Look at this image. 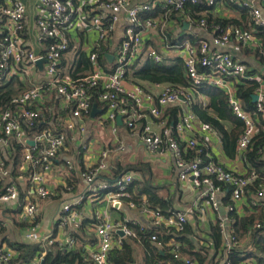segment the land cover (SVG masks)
<instances>
[{
  "label": "built area",
  "instance_id": "1",
  "mask_svg": "<svg viewBox=\"0 0 264 264\" xmlns=\"http://www.w3.org/2000/svg\"><path fill=\"white\" fill-rule=\"evenodd\" d=\"M40 4L49 9L46 17L36 21V40L42 46V52L35 53L30 49L24 38L25 8L20 0H0V25L2 37L0 39V78L7 80L17 77L20 80L30 82L21 93L12 97L10 107L0 112V144L9 147L12 140L22 145L23 161L21 170H28L29 182L33 192L39 199L50 196L46 189L45 174L50 171L53 161L60 152L67 150V135L63 131L79 130L84 132L83 117H88L92 109V97L99 90L98 101L105 107V119L111 124L112 133H116L117 118L121 119L123 126L131 133L139 134L146 148L151 152L167 148L171 151L175 166L179 172L181 181H190L196 189H204L201 199H205L211 211L220 213L222 205L218 196L225 193L224 186L229 187V203L224 208V216L217 218L221 243L218 253V264H232L231 254L236 250H242L244 242L239 240L236 233V217H242L247 213L264 212V184L254 192L248 189L258 179L254 170L239 173L222 166L216 162H204L201 157H190L189 151L198 147L195 138L187 137L189 133L201 131L207 135L217 136L212 127L202 123L191 112L187 111L177 122L171 123L164 118L163 111L174 105H185L188 110L190 93L181 87L163 85L159 93L131 84L126 81L124 75L126 68L142 55L151 59L154 63H160L168 58L153 47L146 46L144 36L149 33H160V24L152 19H143L142 15L152 10L153 6L161 5L166 11H180L186 3L196 4L201 0H153L151 4L133 5L131 0H38ZM209 7H214L222 0H203ZM228 3L234 0H223ZM255 0H247L243 7L250 13V20L259 27H264V19L261 11L254 7ZM125 14V21L119 39L115 37V31L120 25L119 14ZM200 25L205 22L201 20ZM76 29L84 31L92 29L96 32L97 42L94 49L87 55L92 65L90 73L84 76H71L63 73L60 63L63 56L69 50L68 31ZM118 39V40H117ZM117 40V41H116ZM231 40L237 43L247 44L254 40L251 31L237 26L213 27L210 41H200L196 45L185 43L170 48L173 57L181 58L186 76L191 89L200 85H209L224 90L226 101L232 114L242 122L243 130L237 142V155L253 149V142L258 132V119L264 117V90H258L256 94L255 110H245L241 101L227 82V78L235 81L245 77L246 69L243 65L234 61L226 53L212 52L210 46L225 48ZM116 41L115 45L112 42ZM115 43V42H114ZM104 46V49L103 47ZM168 51V49L166 50ZM100 54L104 66L98 62ZM264 55V49L262 50ZM107 55L112 56L110 63ZM43 61L46 82L34 85L31 79L37 75V62ZM203 70L202 72L200 71ZM246 79H251L246 77ZM23 81V82H24ZM154 86H159L155 84ZM56 106H51L50 101ZM59 111V112H58ZM50 112L55 121V126L62 130L54 132L47 128L33 137L26 135L25 127L31 128ZM60 112L70 113L71 119H67L63 127L59 117ZM57 113V114H56ZM156 126V129H155ZM33 141V145L27 141ZM261 149L264 150V140L261 141ZM85 148V146H84ZM122 150V145L117 147ZM260 150V149H259ZM201 149L195 154H199ZM107 152L100 154L95 166L83 170L81 178L90 185L102 171L108 168ZM207 160L210 157L205 156ZM70 166V163H68ZM11 169L0 162V179L3 181L4 192L0 195V203L6 204L16 201L19 196L15 179L10 175ZM134 177L126 173L115 182V191L110 193L108 201L115 210H121L123 205L132 209L139 206L151 216L154 227L165 226L168 231L182 232L187 222V217L192 213L175 212L168 210L166 215L158 210L147 208L145 199H141L139 205L134 204L130 192L127 190ZM107 185H102L99 190H105ZM128 199V201H123ZM74 205H64L62 213L67 214L75 223ZM36 205L28 203L20 212V219L26 221L32 219L36 212ZM200 213L204 210L199 207ZM125 217H121L116 223L97 221L90 227L97 237L96 250L91 254L90 264H109L108 252L114 246H120L124 239H137L136 234L126 225ZM79 228V227H78ZM255 230L263 232V224L258 220L253 224ZM144 229V227H141ZM123 233L119 236L118 233ZM26 240L40 245H52L53 241L40 237L35 231L25 235ZM157 240L155 236L151 241ZM168 244V243H167ZM165 244L157 242L164 248H171L174 259H181L185 264H195L194 261L180 256L177 244ZM67 247L74 245L73 237L69 236L63 244ZM206 245V244H205ZM14 249L0 252V261H9ZM43 253L29 264H41ZM217 256V254H216ZM262 255L259 254V257ZM240 264H264L257 263L253 259L242 260Z\"/></svg>",
  "mask_w": 264,
  "mask_h": 264
},
{
  "label": "crops",
  "instance_id": "2",
  "mask_svg": "<svg viewBox=\"0 0 264 264\" xmlns=\"http://www.w3.org/2000/svg\"><path fill=\"white\" fill-rule=\"evenodd\" d=\"M152 1L153 0H131V3L133 5L151 4ZM245 1L247 0H234L232 3L223 0L219 1L214 7H212L211 15L221 19L238 20L241 23L239 26L244 28L245 23H247V25L253 23L250 20L249 11L246 9L247 11L242 13V10H240V8H244L242 5ZM20 2L25 8V30L23 32V38L30 49L35 53H40L42 52L43 45L36 40V21L41 17L48 16L49 9L44 8L38 0H20ZM1 5L2 2L0 3V6ZM156 6H160L161 10H164L161 5L157 4ZM156 6H153L152 10H154ZM254 7L261 11L264 19V0H255ZM242 15L245 16L242 17ZM119 19L120 25L115 31V37L118 39L121 36L122 26L127 23L125 21L124 13L119 14ZM168 19L170 18L167 17L166 20ZM152 20L157 21L161 25L159 27L160 33H158V35L155 33H149L150 35L145 34V45L147 47H153L162 55L165 54L168 56V58H173V52H169L173 49H169L177 47V45H167L165 40L166 34L164 35L163 31L164 27H169L174 21H166L159 17ZM181 21V30L183 31V23H188V21L183 19ZM229 26L234 27L236 25ZM262 28L264 29V27ZM167 29L168 28H166V30ZM1 31L2 28L0 26V33ZM177 31L178 26L176 25L173 32L178 33ZM185 31H187L189 35L191 34L198 38L196 44L200 41H210L212 37V27L210 29L201 26L192 28L188 23V28H186ZM252 33L254 35V40L250 43L241 44L231 40L225 48L219 49L210 46L209 51L210 53H226L232 57L234 61L243 65L246 69L245 77L240 78L237 81L233 78H227L228 85L236 91L239 81L241 79H246V77H250L251 79L248 80L256 81L259 84L254 92V94H256L259 89L264 90V62H262L264 60V55L262 54L264 47L261 39L257 37L254 32ZM67 35L69 38V44L71 43L72 47L70 48L69 46L68 52L61 60V71L71 76L87 75L91 71L85 72L84 70H81L80 67V72H78L77 69L73 67V64H77L75 63V58L78 56V51L85 52L87 56L94 49L97 42L96 32L92 29H86L84 31L71 29L68 31ZM116 41H114L115 43L112 42V45H115ZM183 45L178 46L181 48ZM167 49L168 51H166ZM261 58L262 60H260ZM107 62L110 63L111 60L107 59ZM37 71V75H34L29 80H31L34 85L44 84L46 82V76L43 64L41 70L37 67ZM26 83L27 86H29L30 82L26 81ZM162 86L163 85H152L149 87V91L157 94L162 89ZM253 103L255 104V102ZM49 104L53 106L54 101H50ZM174 107L181 109V113L175 115V118L173 119L168 115L169 108H166L163 111L164 118L168 121L170 120L171 123L177 122L188 111L185 105L177 104L174 105ZM97 111L98 112L94 115H91L90 113L88 117H83L84 132H80L77 129L72 131L63 130L67 135V150L58 154L53 161L50 171L44 176V185L50 193L48 198L39 199L33 192L29 182L28 170L20 169V165L23 161V155L21 156L20 164L17 166V176L14 178L16 181L20 182V186L23 190L27 189L24 198L25 202L21 210L28 203H34L37 210L32 219L23 221L20 219L21 211L19 214L17 212V209L20 206L19 199L6 204L0 203V252H7L11 249H14L15 251L9 261H0V264H29L39 256L35 255L34 258L27 263L18 260L20 253H18V250L15 248L17 244H38L26 240L25 235L30 231H35L40 237L48 238L52 240L53 243H58L59 245H63L69 236L73 237L75 234L76 239L73 237V247L74 249L81 250V264H90L91 254L96 250L97 245V237L90 226L97 221L107 220L116 223L121 220V217H125V220H127L125 224L129 227L131 226L132 229L133 227L140 229L141 227H144L146 231L163 227L168 230L165 226L154 227L152 225L151 216L139 206L130 209L124 204L121 210H115L108 201L110 193H113L116 189L114 185L116 180L126 173H129L134 177L129 190L132 192L131 195H133V197H136V199L138 198V188L132 184L142 179V172L125 171L121 169H124L127 166L133 167L137 164H148L150 166L151 181L154 186L158 187L157 194L169 203V209L171 211L186 212L191 210L192 213L187 217L185 227L186 225H189L194 232L192 236H189L193 242L198 246H205V241L208 240L207 236L210 227L212 225H217V218L224 216V213H221V210L220 213H213L207 205L206 200L200 198V195H202L204 191L203 188L196 189L190 181H181L179 179V172L175 166L174 158L170 150L162 148L160 151L156 152L149 151L141 140L139 134L129 132L122 123L118 124L117 121L116 124L118 130L116 137V133H112L111 124L105 119V107L99 104ZM60 114H62V117L59 118L61 126L63 127L65 121L71 119V115L70 113L63 112H60ZM261 118L264 120L263 116H261ZM189 134L190 135L187 137L195 138L198 142V146L205 149V156H208V158L210 157V159H213L216 163L236 172H246L247 166L241 160V155H237L236 152L232 159L225 155L219 136H209L199 130H195L194 133ZM119 145H122V150L117 149ZM103 152L108 153V168L98 174L94 181L88 185L81 178L82 171L95 166L99 160L100 154ZM11 158V149L0 144V162L5 164L9 169L12 168V163H10ZM68 163H70V166ZM27 182L28 186L26 187ZM102 185H107L105 190H99V187ZM141 199L146 200V197L142 195ZM218 201L222 205L223 212H225L224 208L229 203V193L225 191V193L220 194L218 196ZM64 205H74L73 211L75 212V223L79 228H75V224L71 221L70 217L67 214L62 213ZM199 207L204 210V214L200 213V210H198ZM148 209L151 208L148 207ZM118 235L121 236L119 233ZM157 242V240L152 241V244L161 251L162 249L157 245ZM167 243L177 244L179 248L181 246L180 243L173 239ZM40 246L45 247L47 245L44 244ZM139 256L141 257V253Z\"/></svg>",
  "mask_w": 264,
  "mask_h": 264
},
{
  "label": "trees",
  "instance_id": "3",
  "mask_svg": "<svg viewBox=\"0 0 264 264\" xmlns=\"http://www.w3.org/2000/svg\"><path fill=\"white\" fill-rule=\"evenodd\" d=\"M240 10H242V13L247 11L246 8H240ZM211 11L212 7L207 6L204 1L201 0L194 5L186 3L180 11L161 10L160 6H156L154 10L143 14L142 18L154 19L159 17L166 20V18L169 17L170 19L166 21L173 20L174 23L170 24L169 27H164L163 31L164 35L166 34L165 40L167 45L170 46L183 45L185 42L196 45V42L198 41V38L192 36L191 34L189 35L185 30H181L180 23L182 22V19L187 20L192 28L201 26L203 28L210 29L211 27L213 28L216 26H239L241 24L238 20H227L213 17L211 15ZM244 16L245 15H242V17ZM201 20L205 22L203 26L199 24ZM175 24L178 26V33L173 32L176 27ZM166 28L168 29L166 30ZM244 28L254 32L257 37L261 39L264 47V29L262 27L254 25L253 23L250 25L245 23ZM2 34L3 33H0V39ZM69 46L71 48L72 44L70 43ZM102 47L104 49V46ZM77 55L78 59L75 58V63L77 64H73V67L76 68L78 72H80V67L81 70H84L85 72L91 71L92 66L85 52L78 51ZM102 59L105 61V65H107L103 55L100 54V60L98 62L101 66H103V63L101 62ZM260 60H262V58ZM262 62H264V60ZM200 71L202 72L203 70L200 69ZM124 78L131 84L138 85L145 90H149L150 86L158 84L181 87L188 91L191 97L190 102L188 103V111H191L202 123L209 124L215 131L216 135L219 136L225 155L231 159L234 157L237 150V142L243 130L242 122L236 118L229 109L224 91L209 85H200L191 89L190 82L186 76L184 63L181 58H166L160 63H154L151 59L142 55L126 68ZM258 86L259 84L256 81H250L248 79H241L239 81L236 87V95L245 110H255V104L252 102V95ZM26 87V81H20L17 77H12L7 80L2 75L0 78V112L9 108L12 97L21 93L26 89ZM98 94L99 90H96L93 93L91 101L92 104H95L97 107L100 104L98 103ZM54 106L56 105L54 104ZM178 113H181V109L174 106L169 107L168 115L171 119L175 118V115ZM44 114L45 115H42L33 127H25L27 137L31 138L36 133H39L47 128L52 129L54 132L61 131L59 127L55 126V121L52 122V119L47 118L55 115H52L50 112H44ZM59 115L62 114L59 113ZM169 122L171 124L170 120ZM262 140H264V120L261 118L260 114L258 132L253 142V149L252 151L247 150L241 154V160L247 166L246 171L249 169L254 170L258 176V179L253 186L248 188L251 192H254L257 188L263 186L262 184H264V150L261 149ZM9 148L12 153V158L10 160V163H12L10 175L15 178V176H17V166L21 161L23 147L12 140ZM200 149L201 152L199 154H195ZM188 155L190 157L199 156L204 162H215L213 159L207 160L205 157V149L203 147L198 146V148L189 151ZM121 169L125 171L142 172V179L132 184L138 188V198L136 199V197L131 195L132 192L128 187L127 190L130 192L131 196L129 201L139 205L141 196L144 195L146 197L145 201L147 208L149 207L151 209L158 210L163 215L168 213V210H170L169 203L158 196V187L154 186L151 181V169L148 164H137L133 167L127 166L124 169ZM15 185L17 186L19 192L18 199L20 206L17 209L19 214L25 202L24 198L27 189L23 190L20 186V182L16 180ZM27 186L28 182L26 183V187ZM223 189L226 192H229V187L224 186ZM3 192V181L0 179V195H2ZM123 201L126 202L128 199H123ZM258 220L263 224V232L253 228V224ZM133 229L131 228V230L136 234L137 239H124L119 247L114 246L108 252L109 264H185L183 260L173 258L171 248H164L159 251L152 244V236H155L157 241L162 244H166L172 239L180 243L181 246L178 250L180 256L189 258L194 261L195 264L219 263L218 251L220 250L219 246L221 243V236L218 225H212L210 227V231L207 236L208 240L205 241V246H198L191 240L189 236H192L194 232L189 225H186L181 233L174 230L168 231L163 227L146 231L145 229L137 227H133ZM235 230L236 237L244 242V247L242 250L232 252L230 257L232 264H240L242 260L246 259H253L257 263H264V212L259 211L257 213H247L242 217H236ZM73 237L76 239L75 234ZM15 248L18 250V253H20L18 260L23 263L30 262L35 255H41L42 253H44L42 264H81L82 260L80 249H74L73 246L67 247L59 245L58 243H53L52 245H47L45 247H41L39 244L20 243L17 244ZM140 253L141 257L139 256ZM259 254L262 256L259 257Z\"/></svg>",
  "mask_w": 264,
  "mask_h": 264
},
{
  "label": "water",
  "instance_id": "4",
  "mask_svg": "<svg viewBox=\"0 0 264 264\" xmlns=\"http://www.w3.org/2000/svg\"><path fill=\"white\" fill-rule=\"evenodd\" d=\"M186 28H188V23L185 22V23H183V29L185 30ZM106 57H107V59L112 60V56L107 55ZM42 64H43V61H38L37 62V67L39 68V70L42 69ZM252 101L253 102L257 101V96L256 95H252ZM96 112H98L97 111V107H96V105H93L92 109H91V115H94ZM117 123L121 124V119L120 118H117ZM27 144L32 146L34 143H33V141L29 140V141H27ZM221 213H224L222 209H221ZM119 234L121 236L123 235V233H121V232H119ZM41 264H42V262H41Z\"/></svg>",
  "mask_w": 264,
  "mask_h": 264
}]
</instances>
